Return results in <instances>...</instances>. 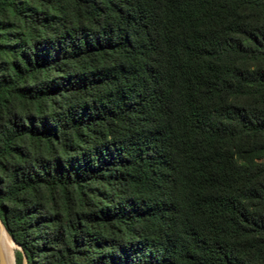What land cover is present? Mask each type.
<instances>
[{
	"label": "trees",
	"instance_id": "trees-1",
	"mask_svg": "<svg viewBox=\"0 0 264 264\" xmlns=\"http://www.w3.org/2000/svg\"><path fill=\"white\" fill-rule=\"evenodd\" d=\"M0 221L14 264H264V0H0Z\"/></svg>",
	"mask_w": 264,
	"mask_h": 264
},
{
	"label": "bare ground",
	"instance_id": "bare-ground-1",
	"mask_svg": "<svg viewBox=\"0 0 264 264\" xmlns=\"http://www.w3.org/2000/svg\"><path fill=\"white\" fill-rule=\"evenodd\" d=\"M14 245L15 244L12 241V238L8 235L5 228L0 224V246L2 247L6 264H13V254H11V247Z\"/></svg>",
	"mask_w": 264,
	"mask_h": 264
},
{
	"label": "water",
	"instance_id": "water-1",
	"mask_svg": "<svg viewBox=\"0 0 264 264\" xmlns=\"http://www.w3.org/2000/svg\"><path fill=\"white\" fill-rule=\"evenodd\" d=\"M0 224L3 226V224H2L1 221H0ZM12 241L14 242L15 245H17L13 239H12ZM17 247H18V249H20V247L18 245H17ZM0 264H6L5 263V260H4L3 250H2V247L1 246H0Z\"/></svg>",
	"mask_w": 264,
	"mask_h": 264
},
{
	"label": "rangeland",
	"instance_id": "rangeland-1",
	"mask_svg": "<svg viewBox=\"0 0 264 264\" xmlns=\"http://www.w3.org/2000/svg\"><path fill=\"white\" fill-rule=\"evenodd\" d=\"M15 245L11 247V254H13V249H14ZM14 264V263H13Z\"/></svg>",
	"mask_w": 264,
	"mask_h": 264
}]
</instances>
